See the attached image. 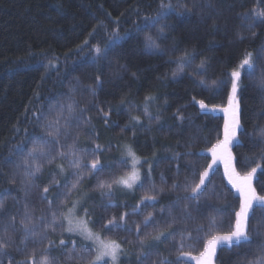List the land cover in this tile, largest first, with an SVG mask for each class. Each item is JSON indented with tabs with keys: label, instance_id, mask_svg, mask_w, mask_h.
Segmentation results:
<instances>
[{
	"label": "snow or ice",
	"instance_id": "obj_1",
	"mask_svg": "<svg viewBox=\"0 0 264 264\" xmlns=\"http://www.w3.org/2000/svg\"><path fill=\"white\" fill-rule=\"evenodd\" d=\"M258 3H264V0H258ZM156 4L150 14H142L139 7L133 9L134 15L142 23L133 22L131 29L121 31L120 20L112 22L111 27L104 20L94 21L87 38L74 50L77 57H87L95 72L94 79L87 85H81L77 80L71 91L75 93L83 89L95 98L98 91L104 88L102 67L112 65L124 55L122 48L128 40H135L136 46L147 55H167L169 59L166 63L175 65L172 80L175 81L187 69H192L187 74L195 87L217 94L221 89L225 90L226 102L220 106L210 107L203 99L193 97V104L198 105L201 113L223 114L219 138L208 146L207 153H195V156L209 160L207 166L199 170L196 163L190 160L194 155L192 152L174 151L170 162L175 163L176 176L180 177L182 172L181 160H189L188 167L183 170L188 175L184 176L183 182L168 185L161 174V184L157 186L153 172L161 160L157 159L155 151L151 159L142 158L136 151L135 137L138 130L150 131L153 124H159L160 117H154L150 109L160 98L146 94L141 107L128 99L127 94H122L115 108L111 104L106 107L93 104L88 109L79 107L70 96L68 103L53 106L51 119L42 111L34 114V126L40 128L44 135H35L16 144L9 153L15 159L6 161L12 164L6 182L19 184L25 199L22 202L12 197L13 207L10 209L7 206L8 190L0 192V264H133L130 257L135 258V264H149L151 249L159 245L168 246L169 256L157 252L158 259L152 264H188L189 259H194L196 264H223L218 257V251L222 250L234 254V264H249V252L243 249L252 248L254 236L260 238L255 245L259 260L254 264H264V195H257L256 188L252 186L257 169L252 168L246 175H241L237 166L243 165L234 153V148L248 138L243 123L244 78L254 82L253 86L264 105V44L255 55L245 51L231 71L227 72L226 78L209 77V58L198 52L195 46L180 49L174 39L170 48L162 47V44L169 41L168 34L173 31L169 20L181 14H191L193 10L211 13L215 10L212 0H156ZM108 16L110 19V14ZM241 19L253 21L249 31L254 40L258 33L252 29L257 24L264 25V11L251 9ZM212 29L214 35L218 31L215 23ZM236 39L243 42L248 37L237 32ZM214 47L215 43L210 41L209 51ZM71 58V55L65 56V60ZM49 65L55 67L51 61ZM123 73H128L126 65L113 69L116 78L123 79ZM129 74L132 79H138L137 73ZM167 78L165 74L158 79ZM164 102L167 103L166 98ZM120 106H123L126 115V123L122 127L111 119L114 112L119 115ZM89 111H95L105 129L119 128L120 139L115 145L109 142L107 146H102L98 142L100 136L92 117L87 115ZM173 116L181 125L187 119L180 109ZM142 117L147 120V125H144ZM85 130L93 144L90 148L79 144L78 133ZM126 132L132 136L127 143L123 142ZM248 142L253 149L260 148L261 159H264V130H261L259 142L254 139H248ZM25 143H30L31 147L26 148ZM194 146L191 143L188 145ZM112 151L119 153V159L108 158ZM53 164L55 168L49 171L48 180L38 183L44 175L45 166ZM221 166L223 177L235 191L238 201L226 233L218 230L219 224L215 218L223 215L221 209H211L212 215H206L207 201L217 195L214 190L209 191V186ZM4 176L0 172V180ZM86 179H92L95 183L84 188ZM33 190H36L40 207L38 216L35 206L28 201ZM90 191L99 192L101 201L106 202L102 204L105 212L117 207L124 210L119 216L113 214L94 219L95 202L91 207L87 203L92 199ZM136 192L142 194L130 212L127 211V204L112 203L118 193ZM169 193H176V199L168 205H160V199ZM254 205L260 206V218L255 214ZM174 210L179 212L178 216ZM133 216L142 217V220L132 221ZM177 224L180 227H175ZM96 228L103 235L97 233ZM50 233L60 234L58 242L50 238ZM115 233H124V241L105 238ZM122 244L129 246L131 252ZM195 245L202 250L198 256L189 257L184 249ZM172 253L179 255L173 260L170 258ZM17 255L26 258L18 260Z\"/></svg>",
	"mask_w": 264,
	"mask_h": 264
},
{
	"label": "trees",
	"instance_id": "obj_2",
	"mask_svg": "<svg viewBox=\"0 0 264 264\" xmlns=\"http://www.w3.org/2000/svg\"><path fill=\"white\" fill-rule=\"evenodd\" d=\"M214 11L193 10L191 14H181L174 16L169 23L173 26V31L169 33V41L162 44V47L170 48L174 39L179 48L195 46L198 52L209 58L210 68L208 76L226 78L227 72L243 55L245 51H250L254 55L262 44H264V25L257 24L252 31L258 33L257 37L251 39L249 25L252 20H242L245 12L251 9L264 11V3L258 0H212ZM156 0H0V172L4 173V179L0 180V192L8 190V208L12 209L13 199H25L24 192L19 184L7 183V174L11 171L12 164L6 161H13L15 158L9 155L16 144L27 141L28 138L40 135V128L34 126V114L44 112L49 119L54 114L53 106L58 103L69 102V97L75 100L79 107L91 109L93 104H100L106 107L111 104L117 107L119 97L127 94L128 99L142 107L143 97L151 94L159 97L151 107L152 115L159 116V124H153L150 131L138 130L135 137L136 151L142 158L151 159L153 152H156L157 159L161 160L158 167L153 172V180L160 186L161 174L168 185L174 182H183L184 176L188 175L183 171L189 165V160H181L182 169L180 177L176 176L175 163L170 162L174 151L192 152L190 158L196 163L199 170L207 166L209 160L195 156V153L204 152L208 146L214 144L219 138V130L222 129L223 117L210 113H201L198 105L193 104V97L197 100L203 99L210 106H220L226 102L223 89L219 94L206 92L195 87L188 76L187 69L175 81L171 78L175 65L166 63L169 59L164 57L150 56L143 52L142 48L136 46L135 40H128L124 43L122 52L124 55L112 65L105 64L102 67L104 88L98 91L95 98L89 96L83 89L73 93V85L79 80L81 85H87L94 79L95 72L91 68L85 55L77 57L74 50L83 39L87 38V32L91 29L95 20H104L111 27L112 22L120 20L121 31L131 29L133 22H141L139 17L133 13V9L139 7L142 14H150L156 8ZM59 13V14H58ZM124 13L123 16L120 14ZM108 14H110V19ZM215 23L218 31L213 35L212 25ZM239 32L248 39L240 42L236 39ZM99 39V37H97ZM214 42L215 47L209 51V42ZM91 42V41H90ZM179 53H177L178 55ZM66 55H71V59L65 60ZM56 58H59L57 61ZM49 61L55 67H50ZM197 63L199 61L197 60ZM119 65H126L128 73H123V79L114 77L113 69ZM59 69V74H57ZM131 72L137 73L138 79H132ZM167 74V79H158ZM259 73H257L258 75ZM250 82L244 78L245 89L242 97V108L245 119L244 129L248 138L244 139L238 148H234L238 160L243 167L238 164L237 170L246 174L252 168H260L256 178V189L259 195H264V159H261L260 148L253 149L248 139L260 140L261 130H264V105L261 104L260 94ZM167 99V103L164 102ZM181 110L187 119L181 125L180 121L173 116ZM95 125V130L99 133V143L107 146L109 142L113 145L120 139L119 128L105 129L95 111H89ZM111 119L119 126L126 123V115L123 106L119 108V115L113 113ZM144 125L147 120L142 117ZM199 130V131H198ZM125 143L132 140L130 132L124 133ZM81 147H92L85 131L78 133ZM189 143L194 147H188ZM26 148H30V143H25ZM165 149H168L165 151ZM108 158L119 159V153L112 151ZM55 165H46L44 175L38 183L48 180V173L54 169ZM95 183L92 179H86L84 188ZM215 191L216 197L207 201L206 215H212L211 209H221L222 216L215 218L219 224V231L226 233L230 227V219L233 210L237 207L238 201L236 193L228 185L223 177V171L213 177L209 191ZM33 194L28 197V201L35 206V214H40V207L37 197ZM142 193H118L112 203L127 204V211H131ZM92 199L88 200V206L95 202V217H110L115 214L119 216L124 209L117 207L103 210L99 192L90 191ZM177 197L176 193H169L160 199V205H168ZM75 198V197H74ZM260 206L254 208L257 218H260ZM15 210V209H13ZM175 215H179L174 210ZM132 221L139 222L142 217L133 216ZM175 227H180L177 224ZM194 227V226H193ZM101 233L99 228L94 229ZM150 231V230H149ZM195 234V233H194ZM103 235V233H101ZM50 238L58 242L59 233H50ZM106 239H115L122 242L125 239L124 233H115L106 236ZM131 239V237H129ZM259 237H253L251 249H243L249 252L248 262L254 264L259 260L255 252V245L259 242ZM148 243V240H145ZM131 252L127 245H123ZM199 245L185 247V253L198 255L201 251ZM152 256L149 264L158 259L157 252L164 256H169V248L159 245L152 248ZM16 255L15 253H12ZM179 253H172L171 259ZM39 256V250H37ZM218 257L223 264H234L235 256L229 251H218ZM18 260L26 257L16 256ZM135 264V258L130 257ZM122 259H124L122 257ZM188 264H193L188 261Z\"/></svg>",
	"mask_w": 264,
	"mask_h": 264
},
{
	"label": "rangeland",
	"instance_id": "obj_3",
	"mask_svg": "<svg viewBox=\"0 0 264 264\" xmlns=\"http://www.w3.org/2000/svg\"><path fill=\"white\" fill-rule=\"evenodd\" d=\"M210 106V105H209ZM211 107V106H210ZM207 113H210V114H214V115H219V116H222L223 117V114L222 113H218V112H216V113H214V112H207ZM206 153H207V150L205 151ZM221 169H222V171H223V167L221 166L220 167ZM257 169V172H256V175L253 177V180H252V186L254 187V188H256V184H255V182H256V178H257V174H258V172H259V170H260V168H256ZM238 171V170H237ZM241 175H246V174H242V173H240ZM226 179V178H225ZM226 181H227V179H226ZM228 183V182H227ZM229 185V184H228ZM230 186V185H229ZM231 187V186H230ZM234 191V190H233ZM235 192V191H234ZM256 192H257V195H259V193H258V191H257V189H256ZM256 206H258V205H254V208L256 207ZM189 257H195V256H198V255H195V254H191V253H186ZM189 261L190 262H192L193 264H196V261L194 260V259H189Z\"/></svg>",
	"mask_w": 264,
	"mask_h": 264
}]
</instances>
